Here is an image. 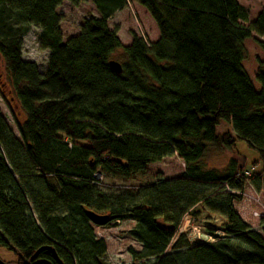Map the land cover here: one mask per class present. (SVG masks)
Masks as SVG:
<instances>
[{
  "label": "trees",
  "instance_id": "1",
  "mask_svg": "<svg viewBox=\"0 0 264 264\" xmlns=\"http://www.w3.org/2000/svg\"><path fill=\"white\" fill-rule=\"evenodd\" d=\"M86 1L0 0V57L23 116L15 135L0 113V247L10 263L107 264L86 208L108 214L106 225L133 221L132 261L264 264V232L234 207L246 182L264 192V57L247 49L253 41L264 54V7L246 23L238 0H89L96 13L65 38L58 9ZM131 3L155 23L156 41L131 32L123 45L108 26ZM31 27L44 71L23 57ZM221 121L231 132L217 133ZM236 139L262 162L246 178ZM211 146L233 152L223 170L203 166ZM174 154L178 177L100 190L103 176L127 180ZM184 217L203 241L178 233Z\"/></svg>",
  "mask_w": 264,
  "mask_h": 264
},
{
  "label": "rangeland",
  "instance_id": "2",
  "mask_svg": "<svg viewBox=\"0 0 264 264\" xmlns=\"http://www.w3.org/2000/svg\"><path fill=\"white\" fill-rule=\"evenodd\" d=\"M241 11L245 17V22L253 20L257 13L264 7V0H238ZM62 14L63 19L60 24L61 31L64 37L75 35L79 32V26L85 17L95 14L96 11L89 0L80 5L73 7L67 2H64L58 9ZM141 10V11H140ZM153 22L149 16H147L139 6L128 7L127 10L121 12L108 20V26L110 28L117 27L118 35L122 42H125V38L131 36V32L136 33L137 36L143 37L150 42V37H153L155 31ZM38 29L31 27L27 36L24 38L23 57L30 59L39 65L40 71L47 69L46 52L39 50L36 46V34ZM248 52L257 54L258 58H263L264 54L261 53L258 45L253 41L248 43ZM254 55L249 58L250 63H246L247 67L255 66ZM253 57V58H252ZM117 61H122L120 52H117L113 57ZM0 113L4 116L8 125L12 129L13 133L17 135L15 121L22 120L23 116L17 107L14 98L10 92L9 80L7 78L6 71L3 66L2 58L0 57ZM217 133L222 134L224 132H231V127L228 123L221 121L217 127ZM235 151L241 158V163L245 169L254 167L255 170H259L262 166V162L259 160V154L257 150L250 147L246 141L236 139ZM233 154L232 151L218 150L214 147H209L205 156L202 159L203 166L205 168H217L223 170L226 167L229 156ZM235 156V155H234ZM236 157V156H235ZM239 158V159H240ZM184 171L183 162L176 156H168L156 163L148 164L145 169L135 174L133 177L127 180L110 178L103 176L99 185L100 190L107 195H116L123 191H133L138 187L151 184L158 178L170 179L178 177ZM245 195L242 200L234 202V207L240 216L249 221L257 231H262V219L261 215H264V192L255 191L250 182L244 185ZM248 194V195H247ZM188 222L185 224V222ZM95 235L98 238H104L109 245L110 253L106 257L107 264H145V261H132L127 250V245L132 242L131 239L126 237L127 229L130 227L128 222H120L115 225L94 226ZM193 224L190 223L188 217H184L178 233H184L186 239L190 244L203 241V238H198L196 231L192 228ZM212 241V240H211ZM170 249V245H169ZM122 252H121V251ZM124 250V251H123ZM120 251V252H119ZM16 259L14 253L0 247V260L6 263L14 262Z\"/></svg>",
  "mask_w": 264,
  "mask_h": 264
},
{
  "label": "crops",
  "instance_id": "3",
  "mask_svg": "<svg viewBox=\"0 0 264 264\" xmlns=\"http://www.w3.org/2000/svg\"><path fill=\"white\" fill-rule=\"evenodd\" d=\"M134 5H136V6H139L141 9H142V12H144L147 16H149V14L147 13V11L143 8V7H141L140 5H138V4H136V3H131V4H129L127 7H125V8H123L122 10H119V11H117V12H115L114 14H113V16H115V15H117V14H119V13H121V12H124L125 10H127L128 9V7H134ZM141 11V10H140ZM112 16V17H113ZM111 17V18H112ZM150 17V16H149ZM110 18V19H111ZM150 19H151V17H150ZM152 20V19H151ZM152 22H153V20H152ZM153 26H155V28H154V32H153V37H150V42H154V41H156L157 40V38H158V30H157V27H156V25H155V23L153 22ZM117 36L119 37V35H118V30H117ZM120 39V38H119ZM131 40H132V37L131 36H129L128 38L126 37L125 38V42H122L121 41V39H120V41H121V43L123 44V45H128V44H130V42H131ZM23 47H24V43H23ZM46 52V51H45ZM248 195V194H247ZM122 222H128L129 224H130V227L127 229V231H126V233H128V231L133 227V225H134V223H133V221H122ZM249 223V222H248ZM250 224V226L251 227H253L252 226V224L251 223H249ZM261 229L264 231V225H261ZM128 236V234L126 235V237ZM128 238L129 239H131L129 236H128ZM102 239L104 240V242H105V246H106V255H108L109 253H110V251H109V245H108V242L102 237ZM132 240V239H131ZM130 245H127L126 247H127V250L125 251V253L128 251V249L129 248H132L133 250H135V251H140V249H141V245L140 244H138L137 242H135L134 240H132V242L131 243H129ZM121 251V250H120ZM119 251V252H120ZM124 251V250H123ZM122 252V251H121Z\"/></svg>",
  "mask_w": 264,
  "mask_h": 264
},
{
  "label": "water",
  "instance_id": "4",
  "mask_svg": "<svg viewBox=\"0 0 264 264\" xmlns=\"http://www.w3.org/2000/svg\"><path fill=\"white\" fill-rule=\"evenodd\" d=\"M111 68L116 73L121 72V66L117 61L111 60L109 62ZM84 213L86 217L89 219L90 223L94 226H104L108 222L109 216L106 213H97L93 210L84 208ZM59 264H62L58 261ZM1 264H12V263H1Z\"/></svg>",
  "mask_w": 264,
  "mask_h": 264
},
{
  "label": "built area",
  "instance_id": "5",
  "mask_svg": "<svg viewBox=\"0 0 264 264\" xmlns=\"http://www.w3.org/2000/svg\"><path fill=\"white\" fill-rule=\"evenodd\" d=\"M251 171H252V169L244 171L242 173V176H244L245 178L248 177V176H250ZM192 228L196 231L197 234H199L198 235V238L202 237L201 234H200V231H199L198 227L193 226ZM203 240H204V238H203Z\"/></svg>",
  "mask_w": 264,
  "mask_h": 264
},
{
  "label": "bare ground",
  "instance_id": "6",
  "mask_svg": "<svg viewBox=\"0 0 264 264\" xmlns=\"http://www.w3.org/2000/svg\"><path fill=\"white\" fill-rule=\"evenodd\" d=\"M144 39V38H143ZM145 40V39H144ZM250 169H253V167H251V168H249V169H243L241 172L243 173L244 171H246V170H250ZM241 173V174H242ZM247 183V182H246ZM263 221H262V225H264V215H261V217H260ZM120 222H122V221H118V220H116V221H113V222H111V223H109L110 225H115V224H117V223H120ZM188 222L186 221L185 222V224H187ZM252 228H254V227H252ZM254 229H256V228H254ZM106 257H107V255H106Z\"/></svg>",
  "mask_w": 264,
  "mask_h": 264
}]
</instances>
